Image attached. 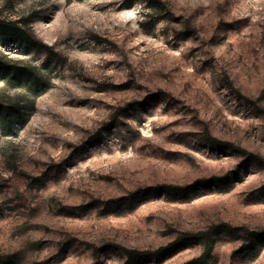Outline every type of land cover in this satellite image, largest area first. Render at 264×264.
<instances>
[{"label": "rangeland", "instance_id": "obj_1", "mask_svg": "<svg viewBox=\"0 0 264 264\" xmlns=\"http://www.w3.org/2000/svg\"><path fill=\"white\" fill-rule=\"evenodd\" d=\"M0 20V264H264V0Z\"/></svg>", "mask_w": 264, "mask_h": 264}, {"label": "trees", "instance_id": "obj_2", "mask_svg": "<svg viewBox=\"0 0 264 264\" xmlns=\"http://www.w3.org/2000/svg\"><path fill=\"white\" fill-rule=\"evenodd\" d=\"M0 39H2L6 45L15 44L21 47L31 45L35 40L32 35H30L24 28L20 26V22L3 20H0ZM0 117H2L1 113ZM3 117V124L8 125L13 123L11 112H8ZM255 235L257 234L252 233V238H254Z\"/></svg>", "mask_w": 264, "mask_h": 264}]
</instances>
